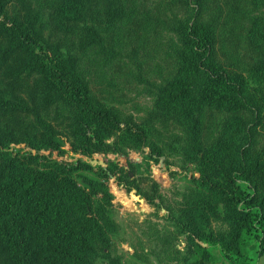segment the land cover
I'll return each instance as SVG.
<instances>
[{
  "label": "trees",
  "instance_id": "16d2710c",
  "mask_svg": "<svg viewBox=\"0 0 264 264\" xmlns=\"http://www.w3.org/2000/svg\"><path fill=\"white\" fill-rule=\"evenodd\" d=\"M124 79L151 100L141 124L120 109ZM117 131L149 145L148 157L180 155L199 172L132 262L112 241V194L75 179L89 165L32 153L65 142L114 152ZM22 143L30 150L10 147ZM261 257L264 0H0V264Z\"/></svg>",
  "mask_w": 264,
  "mask_h": 264
},
{
  "label": "rangeland",
  "instance_id": "374dc122",
  "mask_svg": "<svg viewBox=\"0 0 264 264\" xmlns=\"http://www.w3.org/2000/svg\"><path fill=\"white\" fill-rule=\"evenodd\" d=\"M122 84L127 88V94L123 96L126 102L120 109L131 115L134 123L141 124V118L145 120L147 117L145 109L151 106V100L141 94V83L124 79ZM170 130L172 129L168 128L165 132ZM165 135H161V138ZM145 138L159 143L154 133L151 137L150 131L146 133ZM113 139H107L106 142L112 143ZM115 140L117 150L114 152L108 151L104 146L100 151L82 154L73 151L69 142H65L59 150L40 148L32 149V153L59 162L81 160L89 165L90 169L78 170L74 175L75 179L82 186V176L97 179L112 194L110 208L117 227L112 241L117 254L121 255L124 261L132 262L142 255L146 256L144 252L149 249L148 235L153 232L152 227L163 228L168 225L165 217L166 206L178 200V194L187 184L186 178L192 175L198 177L199 172L196 165L184 162L180 155L166 153L156 159L148 157L149 145L140 144L139 140L131 136L125 139L120 131L116 132ZM10 147L30 150L25 143L11 144ZM173 171H177V174H171ZM98 172H105L107 177L100 176ZM129 181L133 184L128 183ZM150 199H154V202L149 201ZM178 243L182 249L184 239L181 237ZM213 252L219 257L218 249ZM163 259L166 260L165 257ZM149 264L158 263L152 259ZM255 264H264V258H258Z\"/></svg>",
  "mask_w": 264,
  "mask_h": 264
},
{
  "label": "water",
  "instance_id": "95a60500",
  "mask_svg": "<svg viewBox=\"0 0 264 264\" xmlns=\"http://www.w3.org/2000/svg\"><path fill=\"white\" fill-rule=\"evenodd\" d=\"M162 159V158H161Z\"/></svg>",
  "mask_w": 264,
  "mask_h": 264
}]
</instances>
